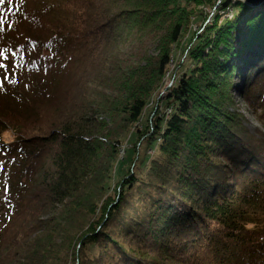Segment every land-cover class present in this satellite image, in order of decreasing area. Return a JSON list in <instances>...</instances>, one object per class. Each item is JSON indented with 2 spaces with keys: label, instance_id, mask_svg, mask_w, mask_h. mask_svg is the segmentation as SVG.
<instances>
[{
  "label": "trees",
  "instance_id": "trees-1",
  "mask_svg": "<svg viewBox=\"0 0 264 264\" xmlns=\"http://www.w3.org/2000/svg\"><path fill=\"white\" fill-rule=\"evenodd\" d=\"M210 1L0 3V250L35 212L36 181L44 214L20 237L10 264H75L101 239V257H81L79 264L104 257L108 264H264V134L257 140L246 132L230 94L243 90L264 128V4L219 3L232 17L220 21L216 13L191 41L188 57L197 65L177 85L161 158L143 182L147 191L135 195L140 185L128 177L119 183L118 203L110 195L122 143L160 88L171 47L194 15L191 6ZM170 14L177 19L159 37ZM149 28L160 44L153 64L142 68L147 59L131 61L133 52L121 42ZM109 53L111 84L96 80L87 101L42 134L48 112L66 106L90 63ZM172 235L180 238L173 245L181 244L178 255L162 245Z\"/></svg>",
  "mask_w": 264,
  "mask_h": 264
},
{
  "label": "rangeland",
  "instance_id": "rangeland-1",
  "mask_svg": "<svg viewBox=\"0 0 264 264\" xmlns=\"http://www.w3.org/2000/svg\"><path fill=\"white\" fill-rule=\"evenodd\" d=\"M222 1L223 0H211L209 4L191 6L194 7L192 9L194 11L193 12L194 15H191V17L188 16L189 18L187 22L188 25L186 24L187 28L185 29V32L180 42L172 45L171 47V62L165 70V75L161 82V86L157 90V92L154 95H152L150 101L148 102L143 112V115L139 123L131 127L126 138L122 143V147L120 148L118 162L115 163L114 165L111 176L112 180L110 182L112 184L110 195L111 197L114 198V200H116V202H114L113 204L118 203L119 196L122 192L119 183L125 178L134 177L135 180L133 182L140 185L138 187V190L135 192V195L144 196L145 191H147L143 182H150L149 174H148L149 168L153 169L152 162L155 159L156 160L158 159L159 161L161 158L162 135L164 133L167 120L175 111L176 104L173 97L176 94L177 85L183 73H185L186 71L189 72L193 70L197 65L195 62H191L190 58L188 57V51L190 50V46L192 45L191 41H194L196 39V35H200L201 33H203L207 25L213 23L216 13H219V15L221 16L220 21H223V19H225L226 17H230V18L232 17L231 10L226 11V13H224L222 10H219V3ZM238 1L240 0H231V3L232 5H234ZM175 6L176 5H174L173 7ZM176 17H177L176 15L170 14L165 18V22L164 21L162 22L163 24H159V27L160 26L162 27L160 32H158L159 37L162 36L163 38L164 34L170 32V30L173 27L174 21L177 19ZM103 28H104L103 29L104 34H106L107 37L108 27L104 26ZM163 30H166V32L165 31L163 32ZM126 33L128 34V32ZM132 33L133 32L131 31V34ZM154 34L155 33L154 32L152 33L149 28L147 32H144V34H140L141 36L139 39L134 37L132 38L128 34L129 41L127 35L126 34L123 35L122 41L125 42H121L122 43L121 45L125 49V51L133 52L134 58H132L131 61H133L134 59L136 61V59H138L139 57L142 58V60L144 57L147 59L144 60L142 63H140L142 68L143 67L147 68L148 64L150 63L153 64L154 60L152 58L156 57V55L158 54L157 46L160 44V41H159V37H154V38L152 37V35ZM105 41L106 40H103L101 49L106 48L104 47L106 44ZM109 50H111V47L109 48ZM110 54L111 53L104 54V56H102V59L100 58L98 60V63H96V60L90 63L88 67L89 73L87 72L86 75L82 76L84 80H82V82L80 83L81 85L78 86L76 91L74 90L69 100V103L66 106L63 105L64 107L60 109H54V110L52 109L51 111L48 112L47 114L48 119L46 121L45 128L42 129L43 132L42 134L48 136L50 134L51 129L49 128H51V126L53 125L58 126L60 121L64 120L65 117H69L72 111H76L79 103L86 102L87 98H85V96H87V94L90 95L91 93H93L92 90H96V84H94L96 80H100V81L103 80L111 84V82L115 79L116 76L113 74L115 72V64L114 66L112 65L110 66L109 65L110 63L108 64L109 62L108 58ZM131 61L128 62V65H134V63ZM145 61H147L148 64ZM121 75L122 74L120 73V76ZM235 76L236 75H232L230 78L232 80V84L234 85L236 84L238 85L239 88H243L242 83L239 82L238 78L237 77L235 78ZM97 90H99V93L102 94L105 93L103 92L104 89L101 87H99ZM99 93L96 94V99H101L98 98ZM230 94L233 99V103L240 114V122L242 124V127L245 128L246 132L249 135L251 136L253 135L257 140H259L258 138L259 135L264 134V128L261 125L256 114L252 110L251 106L245 99L244 91L243 90L239 91L238 88L237 89L232 88L230 90ZM233 110L234 109L231 108L230 111ZM107 121L110 122V120ZM157 125L159 126V129H156ZM27 132H29V134H32L33 129L29 127V131ZM34 191H37L38 196L42 194L41 191H43L41 188H38L37 181L34 187ZM155 192L158 193V191ZM38 196L36 198L37 204H35L36 205V208L34 209L35 212L30 213L29 215L30 217L26 218L27 220L24 221L22 225V229H20L17 232L14 242L4 245L6 246L5 249L7 248L6 251L3 252V250H0V264H10L13 261V259L16 257L15 254L17 247H20L23 244V242L21 243L22 238L26 237V234L30 233L29 229L31 228L33 229L36 225H39L36 224L37 222H39V221L36 222V219H39V216L41 217L44 216V214H42V212H40V209H38L40 206L38 204ZM111 197L110 200L113 201ZM43 218L44 217H42L41 219ZM20 237L22 238L20 239ZM123 237H125V235H123ZM165 239H166L165 237L162 239L164 240L162 245L167 246L166 244H168V246H173L178 242L177 240H179L180 238L177 239V237L172 235L168 237L167 240ZM101 240L103 241V239ZM101 240H100V244L98 243L96 246L91 245L85 250L81 251L82 255H79L74 259L75 264H79L80 262L79 259L81 257H83V259L86 260H88L90 257L94 258V255L96 257H101L100 253L103 252L105 246V244ZM144 243L145 244L148 243L150 245L149 240L145 241ZM180 245L181 244H178V246L172 247L175 249L176 255H178L177 253L179 251ZM6 252H8V254H6ZM114 254L117 253L115 252ZM107 259L108 258L106 257L99 258V261L96 260L95 262L94 260L93 263L108 264ZM117 260L119 261L120 259ZM112 262L113 261L111 259V263Z\"/></svg>",
  "mask_w": 264,
  "mask_h": 264
},
{
  "label": "water",
  "instance_id": "water-1",
  "mask_svg": "<svg viewBox=\"0 0 264 264\" xmlns=\"http://www.w3.org/2000/svg\"><path fill=\"white\" fill-rule=\"evenodd\" d=\"M240 1L246 3L249 6H253V7L264 4V0H240Z\"/></svg>",
  "mask_w": 264,
  "mask_h": 264
},
{
  "label": "snow or ice",
  "instance_id": "snow-or-ice-1",
  "mask_svg": "<svg viewBox=\"0 0 264 264\" xmlns=\"http://www.w3.org/2000/svg\"><path fill=\"white\" fill-rule=\"evenodd\" d=\"M0 3H3V0H0Z\"/></svg>",
  "mask_w": 264,
  "mask_h": 264
}]
</instances>
